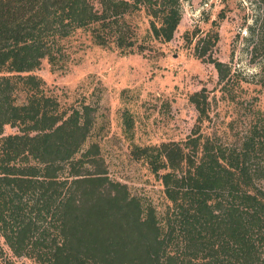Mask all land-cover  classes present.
I'll use <instances>...</instances> for the list:
<instances>
[{
	"label": "trees",
	"instance_id": "obj_1",
	"mask_svg": "<svg viewBox=\"0 0 264 264\" xmlns=\"http://www.w3.org/2000/svg\"><path fill=\"white\" fill-rule=\"evenodd\" d=\"M182 15V0H0V264H264L262 111L227 142L204 132L216 96L198 91L186 140L137 146L164 187L159 212L110 177L92 141L95 108L65 110L34 73L68 61L79 33L144 53L171 41ZM212 24L195 43L204 59L219 40ZM212 62L231 93L230 69ZM6 125L18 131L3 135Z\"/></svg>",
	"mask_w": 264,
	"mask_h": 264
},
{
	"label": "rangeland",
	"instance_id": "obj_2",
	"mask_svg": "<svg viewBox=\"0 0 264 264\" xmlns=\"http://www.w3.org/2000/svg\"><path fill=\"white\" fill-rule=\"evenodd\" d=\"M182 5L181 22L169 42L125 54L79 33L68 61L53 65L44 59L34 71L65 110L95 108L92 141L100 144L110 177L159 212L167 204L164 187L148 163L136 157L137 146L186 140L199 116L191 101L198 91L216 96L210 98L204 132H218L227 142L250 128L257 110L264 113V5L257 0H182ZM213 20L219 22V40L204 59L196 55L195 43L199 35L213 33ZM132 22L146 34L144 19ZM187 31L191 39L194 31L198 35L187 40ZM213 60L230 69L231 93L221 90L225 82L219 83ZM17 131L6 125L3 135ZM14 260L33 264L24 257Z\"/></svg>",
	"mask_w": 264,
	"mask_h": 264
}]
</instances>
